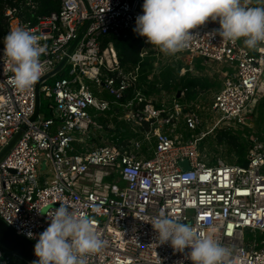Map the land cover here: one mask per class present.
I'll use <instances>...</instances> for the list:
<instances>
[{
    "label": "built area",
    "instance_id": "2783aa9c",
    "mask_svg": "<svg viewBox=\"0 0 264 264\" xmlns=\"http://www.w3.org/2000/svg\"><path fill=\"white\" fill-rule=\"evenodd\" d=\"M142 2L58 0L57 10L34 19L26 14L33 12V0L2 4L6 34L24 27L46 45L40 57L46 68L42 76L55 68L87 26L60 76L39 86L50 115L39 111L29 121L36 84L21 91L0 74V151L25 124L0 159V218L36 243L49 224L47 214L65 202L86 214L106 241L88 264H191L187 248L179 252L167 242L158 243L148 221L164 211L231 247L233 254L225 264H264V130L246 137L245 165L220 159L210 164L199 150L205 134L186 136L181 131L184 127L194 132L202 125L196 100L187 98L181 86L151 99L139 79L146 58L147 81L156 80V86H162L166 69L174 67L178 77L196 71L194 59L218 65L223 76L210 108L220 116L213 127L247 126L262 89L264 44L250 50L242 39L225 41L216 33L218 22L209 19L189 30L193 36L174 55L162 53L140 36L139 60L125 67L113 39L136 34ZM243 3L258 6L264 0ZM110 119L127 123L130 136L101 137L102 129L118 128ZM183 161L188 169H182ZM41 167H48L51 177L42 180ZM10 262L33 264L0 245V264Z\"/></svg>",
    "mask_w": 264,
    "mask_h": 264
},
{
    "label": "clouds",
    "instance_id": "9594fccd",
    "mask_svg": "<svg viewBox=\"0 0 264 264\" xmlns=\"http://www.w3.org/2000/svg\"><path fill=\"white\" fill-rule=\"evenodd\" d=\"M142 14L135 18L133 31L166 55L182 51L194 29L211 19L217 21L216 33L225 41L242 39L250 50L264 44V3L247 6L243 0H143ZM41 37L24 27H16L3 38L0 49V74L7 83L24 91L35 85L46 71L40 57L46 53ZM10 73V75H8ZM48 226L34 244L33 264H88L89 257L106 246L91 219L75 206L60 202L47 214ZM158 243L167 242L179 252L187 248L191 264H225L232 248L212 234L164 211L150 219ZM33 238L31 232L27 233Z\"/></svg>",
    "mask_w": 264,
    "mask_h": 264
},
{
    "label": "rangeland",
    "instance_id": "374dc122",
    "mask_svg": "<svg viewBox=\"0 0 264 264\" xmlns=\"http://www.w3.org/2000/svg\"><path fill=\"white\" fill-rule=\"evenodd\" d=\"M6 2H4L5 4ZM160 54V52H158ZM166 56V55H164ZM200 59H194L193 60V68H195L197 65H201L202 64L199 62ZM168 62V61H167ZM172 63V62H168L167 64ZM176 63V62H175ZM174 63V64H175ZM178 63H180V61H178ZM184 64V63H183ZM176 65V64H175ZM172 68V67H171ZM174 67L170 70V72H168L167 76L172 77V83H175L174 88L176 89L178 86L176 84H179L180 82V78L178 77V75L176 76L175 74V69ZM167 70V69H166ZM164 70V71H166ZM222 67L218 66V65H214V64H209V65H203V68H200L199 70H196L192 73H187V75L189 76H201L200 78L202 79H207L209 81V83H211L213 85L212 88L209 89H204L202 90V94L200 95V98L195 102V106L197 108V113L199 114V116L201 117V121H202V125L198 130L193 131H188L186 129H184V127L181 128V131L183 133V135H190V134H196L199 133L200 131L203 132L204 137L201 140V144H202V149L199 148V150L201 151V154L205 156V158H208V162L210 164H214L216 162V160L220 159V160H224L227 163H235V162H230V160H234L236 159V155L234 153H229L227 152V146L225 144H220L217 142V138H216V132L217 131H223V130H229L231 134H233L234 136H239V137H244L246 138L249 135L255 134V133H261L264 130V110H262V112L258 109V105L260 103V100L262 98V96L264 95V79H263V89H261V91H259V101H258V105L257 107H254L256 105V103H253L252 108L255 109L254 113L252 114V117L250 118V120L248 121V125L247 126H229V125H224L222 124L221 127H213L214 126V122L215 119H217L220 116V113L217 112H213L210 108V103H211V98H212V94L213 92L219 87L220 83H221V79H222ZM166 73V72H165ZM58 76H60L59 74H56L52 77H50L47 82L52 81L54 78H57ZM152 80V79H151ZM149 81L151 84L147 85L145 84V82H142L141 84V88L143 90H147L148 88L151 90L152 92L149 94L151 99H157V97L159 96V94L165 92L167 93L165 90H167L166 88L160 86L159 82L157 83L156 86V80H152ZM91 90L96 93L97 92V88L90 84ZM103 95L104 97H108L110 98V96L107 94L106 90H103ZM48 109L46 107V99H44L42 97V95L40 94V112L41 113H47ZM100 120L102 122H104L105 120L108 122L107 118H100ZM109 122H114V126L118 127V128H122V129H127L129 126L127 123L120 121L117 122L115 121V119H110ZM118 128H107V129H102L101 132H99L101 137H116V136H123L124 133L118 131ZM111 134H113L112 136H110ZM212 159H214L215 161H212ZM39 174L41 179H45V177H51V172L49 170L48 167H41L39 169ZM13 264V263H11ZM19 264V263H16Z\"/></svg>",
    "mask_w": 264,
    "mask_h": 264
},
{
    "label": "trees",
    "instance_id": "16d2710c",
    "mask_svg": "<svg viewBox=\"0 0 264 264\" xmlns=\"http://www.w3.org/2000/svg\"><path fill=\"white\" fill-rule=\"evenodd\" d=\"M19 1V0H17ZM36 3V6L32 13H26L28 17L34 19L36 15L48 13L53 10L58 9V0H33ZM4 2H12V0H0V38L4 35H6V25L4 21V17L2 15L1 9L3 7ZM114 47L116 49L118 59L120 63L125 66H132L136 64L139 60L138 51L140 48V36L138 34H135L134 36L128 38V39H113ZM147 67H150V64L148 62V59L146 58L141 64H140V76L139 79L142 82H145V84L150 85L151 83L147 81ZM166 72V73H165ZM168 72L170 70L163 71L161 73L163 84L162 87L166 89H170L174 87L173 83H170V80L172 77L167 76ZM59 77V76H58ZM177 86H181L182 88L186 89V97L189 99H194L198 95L197 88H200L201 90L212 88L213 85L208 82L207 79L202 78H187V77H181L179 84H176ZM146 95H149L152 90L148 88L143 91ZM108 98V97H107ZM197 101V100H196ZM258 105V102H257ZM257 107V106H256ZM258 109L262 112L264 110V95L262 96L260 103L258 105ZM46 115H50L49 112L46 113ZM120 132L124 133V137H129L131 132L130 129H120ZM188 136V135H186ZM216 138L217 142L220 144H225L227 146V152L234 153L236 155V159L230 160V162H235L236 164L245 165L247 163V160L245 159V154L247 152V148L249 146V142L247 138L234 136L230 133L229 130H223V131H217L216 132ZM202 147V144L200 143L199 148ZM212 161H215L212 159ZM11 264V262L9 263Z\"/></svg>",
    "mask_w": 264,
    "mask_h": 264
},
{
    "label": "water",
    "instance_id": "95a60500",
    "mask_svg": "<svg viewBox=\"0 0 264 264\" xmlns=\"http://www.w3.org/2000/svg\"><path fill=\"white\" fill-rule=\"evenodd\" d=\"M87 23L81 28L78 32L76 38L73 40L71 45L68 47L66 54L59 61V63L55 66L53 70L42 76L39 81L35 85V102H34V110L32 115L29 118V121H34L40 111V94H39V86L42 82L47 81L50 77L58 74L67 60L68 55L71 53L73 48L75 47L78 40L81 38ZM176 95H179L177 91ZM25 128V124H23L20 129L12 136L9 142L4 146V148L0 151V159L6 154V152L13 146L17 138L19 137L22 130ZM182 169H188L189 165L187 161H183L180 163ZM34 242L31 240L16 234L1 218H0V245L7 251L12 252L24 259L31 261L32 263L38 259L34 255Z\"/></svg>",
    "mask_w": 264,
    "mask_h": 264
},
{
    "label": "crops",
    "instance_id": "0c3cea01",
    "mask_svg": "<svg viewBox=\"0 0 264 264\" xmlns=\"http://www.w3.org/2000/svg\"><path fill=\"white\" fill-rule=\"evenodd\" d=\"M200 62V61H199ZM200 68H203V65L201 66V65H197L196 67H195V69L196 70H199ZM169 70V69H168ZM187 73H191V72H187ZM187 73L184 75V77H187V78H192V77H196V78H200L201 76H197V75H194V76H189V75H187ZM176 75V74H175ZM177 76V75H176ZM179 78H181V77H179ZM209 82V81H208ZM262 89H263V86H262ZM197 91H198V95L193 99V100H198L199 98H200V95L203 93L202 92V90L200 89V88H197L196 89ZM217 90V89H216ZM215 90V91H216ZM214 91V92H215ZM264 93V92H263ZM259 101V99L257 100V102ZM257 102H256V105L254 106V107H256L257 106ZM256 109V108H255ZM254 109V110H255Z\"/></svg>",
    "mask_w": 264,
    "mask_h": 264
}]
</instances>
